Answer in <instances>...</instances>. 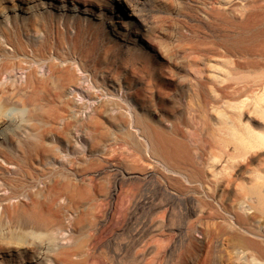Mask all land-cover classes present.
Instances as JSON below:
<instances>
[{
	"label": "rangeland",
	"instance_id": "374dc122",
	"mask_svg": "<svg viewBox=\"0 0 264 264\" xmlns=\"http://www.w3.org/2000/svg\"><path fill=\"white\" fill-rule=\"evenodd\" d=\"M241 2L150 0V30L125 37L109 0H0V264H135L149 243L136 264H264L244 191L264 147L242 144L237 109L230 129L184 106L191 65L208 78L215 60L242 64L224 82L248 85L236 101L261 93L264 37L234 36L264 0Z\"/></svg>",
	"mask_w": 264,
	"mask_h": 264
},
{
	"label": "bare ground",
	"instance_id": "6f19581e",
	"mask_svg": "<svg viewBox=\"0 0 264 264\" xmlns=\"http://www.w3.org/2000/svg\"><path fill=\"white\" fill-rule=\"evenodd\" d=\"M109 1L111 2L112 6H113V8L115 10V16L117 18H119V20L122 22L124 28L127 31V34H125V37H127V35L129 36L130 32H133L134 30H135V32H137V35L139 33L142 35V34H144V32L150 30V28H151L150 15H151L152 9L151 8H147V6H146V4L150 0H109ZM236 1H240L241 2L242 0H236ZM241 3H243V2H241ZM257 17H260V16L257 15ZM261 19H263V17ZM247 22H248V20H247ZM247 22L243 25L242 30H239L237 32L236 36H234L235 39H236V42H238V44H240V45L241 44L243 45L244 42H248L250 44V43L256 42L259 39L263 40V37H264V23L261 24L258 27L255 24H250V23H247ZM1 33H2V31L0 30V35H1ZM127 41H128V39H127ZM258 42L259 41H257V43ZM249 44H247V45H249ZM253 45L255 46V44H253ZM262 45L260 44V46H262ZM262 49H264V47H262ZM247 52H248V50H247ZM202 53H203V51L201 52V54ZM263 53H264V51H263ZM194 55H196V54L194 53ZM244 62H245V60H244ZM228 63H230V62L228 60H226V59H222V60H219V61L215 60L214 62H211V64L209 65L211 73L209 74L208 78H204L203 77V75H202V67H201L202 65L201 64H200L201 66L199 64H197V65L192 64L191 65L190 71H191L193 76L190 79L188 78L189 79V81H188L189 85L188 86H189V89H190V91L192 93L188 92L189 97H188V100L186 102V105H184L186 107V109H185L186 111L185 112L188 114V117H189L190 121H195V120L197 121L198 120V115H204V117L209 118V119H213L214 120V118H215L216 120H218L220 123L224 124L225 126H227L230 123H231V126H233L234 123H233L232 119H230L231 117H229L226 114V112L222 111V109L223 110H225V109H237L238 112H237V116L236 117H237L239 123L241 124V127L243 126V129H244L243 130L244 132L241 133V138H240V135H239V138H240L242 144L243 145L245 144L247 146L254 147V148H263L264 147V82L261 85V93H256L252 104L249 105L245 100L236 101V97L238 98L240 96H243V94H245V93H247V91H249L248 88H247L248 85H246V84L244 85V89L245 90H243V88L240 87V86H234V87H232L233 91H229V92L227 91V89L229 88V85H225L226 83H224L227 80V78L230 79V77H231V79H234V77L238 76L240 72L242 73V70H241L242 64L241 63L232 62V64H229V66H228ZM249 64H251V61L247 60L245 62V65H249ZM230 65H234V67L230 66ZM24 70H25L24 68L23 69H16V70L13 69L12 73L9 74L10 80H7V82H9V83H14L15 82L17 84V87H18L20 85V83L18 85V83L16 81H18V80L20 81V77L21 76H20L19 73H22ZM29 77H30V75H29ZM236 78L238 79V77H236ZM209 83H214V84L215 83H220V85L222 87L218 89V88H216L215 85H212L209 88V86H208ZM22 84L24 85V83H22ZM22 84H21L20 87H22ZM9 85H12V84H9ZM14 88H15V86H14ZM249 88L251 89V87H249ZM80 89L82 91L81 95L83 94L84 98H88L90 100V98L92 99V98L95 97V95H92V93H90L84 87H80ZM193 95H194V97H193ZM232 98H235V100L232 99ZM89 100L86 101V103H87V104L85 103L86 105L76 102L75 110L76 111H84V110L86 111V110L90 109L92 107L91 105H93V104H92V100H90V101ZM210 109H212V111ZM211 113H212L213 116L209 117L211 115ZM186 121L188 122V119ZM182 122H184V121H182ZM197 123H199V122H197ZM203 124H206V123L203 122ZM183 126H185V125H183ZM180 128H182V127L180 126ZM228 128H230V127H228ZM198 130H200V129H198ZM143 132H144V130H143ZM155 132H157V131L155 130ZM155 132H153V134ZM188 132H189V135L191 137H194V130H192V128L188 127ZM184 133H186V132H184ZM156 136H158V135H156ZM172 139H173V137H172ZM207 139H209V138H207ZM149 140H151V139H149ZM184 140H186V139H184ZM209 141H208V143H209ZM159 142H161V139L159 140ZM181 143L183 144V142H181ZM187 145H188V143H187ZM157 146H158V143H157ZM189 146H190V143H189ZM153 147H155V146H153ZM178 147H179V145H178ZM167 148H168V146H167ZM248 148L249 147H247V149ZM203 149H204V147H203ZM166 150H168V149H166ZM154 152H156V150ZM159 154L160 153H158V155ZM166 154H167V152H166ZM152 174L153 173H150V174H148V176H152ZM215 174H213V176H215ZM231 179L232 178H227L226 177L223 180L224 182L222 184V188H223L222 190H225V189H227L228 187L231 186V183H232ZM250 182H253V184H251L249 188L245 187L247 190H244L246 192L245 194L247 196V200H245V201L250 206L254 207L256 210L264 211V175H262L260 173H255V174H253L251 176V181ZM147 205H149V204L147 203ZM158 230H159V226H156V228L150 227L149 229L146 230L147 232L146 231L144 232V234L145 233L148 234V233L155 232V231L157 232ZM141 237H144V236L141 235ZM141 242H143V241H141ZM251 243H249V244H251ZM254 243L255 242H253V244ZM151 244H153V243H149L148 245H150V246H147V248L145 247L146 251L144 253L143 252L141 253L142 256L139 255L138 257H135V259H134V263L135 264L139 263V262H142L145 259L146 253L150 252L151 249H152ZM254 246H256V248L257 247L258 248L261 247V245L259 243H255ZM146 257H147V255H146Z\"/></svg>",
	"mask_w": 264,
	"mask_h": 264
}]
</instances>
